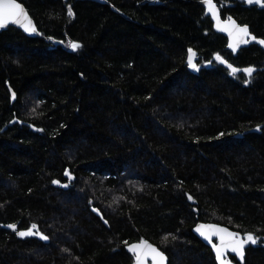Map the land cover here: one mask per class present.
Masks as SVG:
<instances>
[{
	"label": "trees",
	"instance_id": "1",
	"mask_svg": "<svg viewBox=\"0 0 264 264\" xmlns=\"http://www.w3.org/2000/svg\"><path fill=\"white\" fill-rule=\"evenodd\" d=\"M18 1L38 31L0 32V264H131L141 240L216 264L198 221L264 264V49L231 51L203 0ZM213 1L264 40V8Z\"/></svg>",
	"mask_w": 264,
	"mask_h": 264
},
{
	"label": "water",
	"instance_id": "2",
	"mask_svg": "<svg viewBox=\"0 0 264 264\" xmlns=\"http://www.w3.org/2000/svg\"><path fill=\"white\" fill-rule=\"evenodd\" d=\"M67 1V0H65ZM243 2L246 6H257L264 8V6H261V4L257 3H248V0H238ZM16 2L21 6L23 13L25 15H21L20 17L16 18L15 22L8 21L6 22V26L3 28H0V32L5 31L9 27H15L22 31L27 37H34L37 34L38 28L35 20L31 17L29 14L27 8L24 6L23 3L16 0ZM202 5L204 6L205 12L210 17V20L212 22V28L213 30L223 35L227 39V47L233 51L237 52L242 48L248 47L251 44L259 45L262 49H264V44L259 43L258 41H264L262 39H258L253 37L250 32L249 28L246 25H241L235 18L233 17H227L223 18L221 16V11L219 6L215 3V1L212 0V5L214 7L210 10L208 5L203 1H201ZM31 22V27L35 29V31H25V27L28 26V22ZM241 29H246V32L240 31ZM231 45V46H230ZM192 55V62L196 66V59L197 54L195 51L190 50L187 54V61L189 60V55ZM191 67V66H190ZM10 95H13V90L9 86V84H6ZM16 123L22 124L21 121L14 118L10 121L9 126H12ZM6 129V126L2 128V132ZM59 187L62 189H66L68 187V183H60ZM187 201L190 205L195 206L197 205V201L195 198H193L191 195H187ZM90 210L97 216H100V211L91 206ZM195 213H197V209L194 208L193 210ZM10 225H14L12 223L3 224L1 227L5 230L11 231L16 234L17 237H30L35 236V231L32 229H18L15 225V229L9 227ZM197 229H200V231H197ZM226 230V231H221ZM32 232V235L28 236H20V232ZM201 232L204 233V235H201ZM192 233L206 246H208L214 256L216 264H245V257H246V250L249 247H255L259 242L260 238L255 237L252 234H243L238 231L232 230L231 228L218 224L213 222H202L198 221L192 228ZM232 233L233 236H229L228 234ZM251 235L253 239L255 240V243H252V241H247L246 238ZM207 237V239L205 238ZM236 241H246L243 244L242 248V256L239 255L237 252L232 251V247L234 246ZM133 246H139L136 247L134 251H130L129 249ZM151 249H155L156 252L160 253V256H156ZM217 249H220L222 252L221 258L217 259ZM126 252L132 257L133 261L132 264H169L168 256L161 251L155 244L148 240H141V241H135L128 243L125 246ZM161 257H163L161 259ZM232 257L235 258L236 262L232 260Z\"/></svg>",
	"mask_w": 264,
	"mask_h": 264
},
{
	"label": "snow or ice",
	"instance_id": "3",
	"mask_svg": "<svg viewBox=\"0 0 264 264\" xmlns=\"http://www.w3.org/2000/svg\"><path fill=\"white\" fill-rule=\"evenodd\" d=\"M204 2L208 5L209 9L211 10L214 5H212V0H204ZM248 3H257V4H261V6H264V0H248ZM21 15H25L26 14L23 13V10L21 8V6L16 2V0H0V28H3L6 26V22L8 21H12L15 22L16 18L20 17ZM69 15H72L71 10H69ZM25 31H35V29L33 27H31V22H28V26L25 27ZM240 31L246 32V29H241ZM261 44H264V41H258ZM231 46V45H230ZM70 47L75 50L76 48L79 47L78 44L76 43H72L70 45ZM192 55L190 53L189 55V60L188 63L191 67L195 68L196 66L193 64L192 62ZM217 60H220V57H216ZM223 62V61H221ZM236 69H233V72H235ZM248 74H251V72L253 71L252 69H246L245 70ZM67 174V173H66ZM9 227L15 229L14 225H10ZM33 228H35L36 226L33 225ZM197 231H200V229H197ZM221 231H226V230H221ZM20 236H28V235H32V232H20L19 233ZM201 235H204L203 232H201ZM229 236H233L234 234L229 233ZM43 239H46V237H41ZM207 239V237H205ZM247 241H252V243H255V240L253 239V237L251 235H249L246 238ZM246 241H236L234 246L232 247V251L237 252L239 255L242 256V248H243V244ZM136 247L139 246H133L132 248H130V251H134ZM151 251L156 255V256H160L161 254L156 252L155 249H151ZM222 255V252L220 249H217V259H220ZM163 257H161L162 259Z\"/></svg>",
	"mask_w": 264,
	"mask_h": 264
},
{
	"label": "flooded vegetation",
	"instance_id": "4",
	"mask_svg": "<svg viewBox=\"0 0 264 264\" xmlns=\"http://www.w3.org/2000/svg\"><path fill=\"white\" fill-rule=\"evenodd\" d=\"M241 25H243V24H241ZM249 32H250V34L253 36V37H255V35L251 32V30L249 29ZM255 38H257V37H255ZM252 45V44H251ZM251 45H249V46H251ZM61 182H59V181H55L53 184L56 186V187H59V184H60ZM60 188V187H59ZM35 236H38V237H40L37 233L35 234ZM232 258H234V257H232ZM233 260V259H232ZM233 261H235L236 262V260H235V258H234V260ZM131 263H132V260H131ZM238 264V263H237Z\"/></svg>",
	"mask_w": 264,
	"mask_h": 264
},
{
	"label": "bare ground",
	"instance_id": "5",
	"mask_svg": "<svg viewBox=\"0 0 264 264\" xmlns=\"http://www.w3.org/2000/svg\"><path fill=\"white\" fill-rule=\"evenodd\" d=\"M132 258V257H131ZM132 261H133V259H132ZM132 264V263H131Z\"/></svg>",
	"mask_w": 264,
	"mask_h": 264
},
{
	"label": "rangeland",
	"instance_id": "6",
	"mask_svg": "<svg viewBox=\"0 0 264 264\" xmlns=\"http://www.w3.org/2000/svg\"><path fill=\"white\" fill-rule=\"evenodd\" d=\"M36 233V232H35Z\"/></svg>",
	"mask_w": 264,
	"mask_h": 264
}]
</instances>
